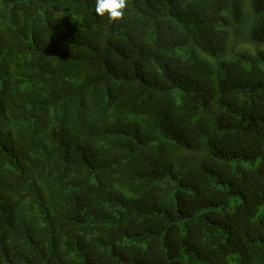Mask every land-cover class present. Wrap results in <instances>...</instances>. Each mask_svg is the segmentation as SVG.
I'll return each mask as SVG.
<instances>
[{"label": "trees", "instance_id": "1", "mask_svg": "<svg viewBox=\"0 0 264 264\" xmlns=\"http://www.w3.org/2000/svg\"><path fill=\"white\" fill-rule=\"evenodd\" d=\"M0 0V264H264V0Z\"/></svg>", "mask_w": 264, "mask_h": 264}, {"label": "clouds", "instance_id": "2", "mask_svg": "<svg viewBox=\"0 0 264 264\" xmlns=\"http://www.w3.org/2000/svg\"><path fill=\"white\" fill-rule=\"evenodd\" d=\"M127 0H95V14L109 23L119 22L124 16Z\"/></svg>", "mask_w": 264, "mask_h": 264}]
</instances>
